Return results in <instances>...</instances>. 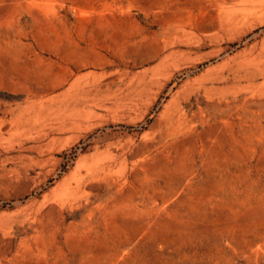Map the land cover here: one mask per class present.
Instances as JSON below:
<instances>
[{
    "label": "rangeland",
    "instance_id": "1",
    "mask_svg": "<svg viewBox=\"0 0 264 264\" xmlns=\"http://www.w3.org/2000/svg\"><path fill=\"white\" fill-rule=\"evenodd\" d=\"M0 264H264V0H0Z\"/></svg>",
    "mask_w": 264,
    "mask_h": 264
},
{
    "label": "bare ground",
    "instance_id": "2",
    "mask_svg": "<svg viewBox=\"0 0 264 264\" xmlns=\"http://www.w3.org/2000/svg\"><path fill=\"white\" fill-rule=\"evenodd\" d=\"M29 106H31V105H29ZM26 107V106H25ZM22 110V109H21ZM24 111H25V109H24ZM27 111H29V110H27ZM30 112V111H29ZM29 112H26V113H29ZM18 114H19V111H18ZM20 116H21V113H20ZM23 116V115H22ZM29 116V115H28ZM14 117V116H13ZM12 118V117H11ZM19 118V117H18ZM17 120V119H16ZM19 120V119H18ZM80 163V162H79ZM64 194V193H63Z\"/></svg>",
    "mask_w": 264,
    "mask_h": 264
}]
</instances>
